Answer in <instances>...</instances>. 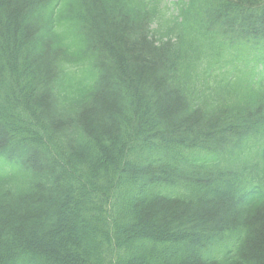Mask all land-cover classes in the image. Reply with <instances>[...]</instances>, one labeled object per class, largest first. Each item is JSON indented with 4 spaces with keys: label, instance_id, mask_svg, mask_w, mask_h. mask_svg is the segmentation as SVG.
Listing matches in <instances>:
<instances>
[{
    "label": "trees",
    "instance_id": "obj_1",
    "mask_svg": "<svg viewBox=\"0 0 264 264\" xmlns=\"http://www.w3.org/2000/svg\"><path fill=\"white\" fill-rule=\"evenodd\" d=\"M82 1L63 15L0 0V157L15 163L0 264H103L108 219L114 264H264V166L246 158L264 90L223 56L236 38L264 45V0H180L172 42L132 3Z\"/></svg>",
    "mask_w": 264,
    "mask_h": 264
}]
</instances>
